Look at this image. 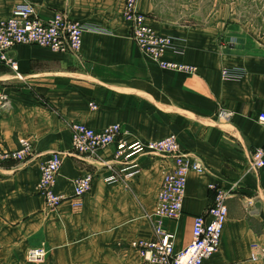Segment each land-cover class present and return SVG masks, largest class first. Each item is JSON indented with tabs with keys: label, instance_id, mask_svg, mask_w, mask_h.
I'll list each match as a JSON object with an SVG mask.
<instances>
[{
	"label": "crops",
	"instance_id": "obj_1",
	"mask_svg": "<svg viewBox=\"0 0 264 264\" xmlns=\"http://www.w3.org/2000/svg\"><path fill=\"white\" fill-rule=\"evenodd\" d=\"M24 1L43 20L63 12L88 29L77 54L18 45L10 51L18 71L0 62V96L9 100L0 106V149L17 150L25 140L34 148L25 163H0V264H160L132 244L154 238L148 215L170 158L143 155L139 175L109 183L119 168L114 143L97 155L65 159L54 189L66 199L56 208L38 193L42 164L52 152L72 148L74 121L94 130L120 124V138L128 141L175 135L205 167L188 175L181 217L164 222L176 235V250L191 243L194 219L211 205L215 184L231 194L229 213L220 250L204 264H264V253L251 258L264 248V167L250 163L264 146V126L256 120L264 111V34L240 23L248 19L231 1L216 0L185 24L156 0H138L156 31L174 38L166 57L197 67L188 75L161 68L139 49L123 16L126 0H0V21ZM221 109L232 118L221 120ZM87 172L93 186L77 199L75 181ZM33 248H44L45 257L29 261Z\"/></svg>",
	"mask_w": 264,
	"mask_h": 264
},
{
	"label": "built area",
	"instance_id": "obj_2",
	"mask_svg": "<svg viewBox=\"0 0 264 264\" xmlns=\"http://www.w3.org/2000/svg\"><path fill=\"white\" fill-rule=\"evenodd\" d=\"M138 0H126L123 16L131 26V35L139 49L157 61L163 69L194 75L195 65L184 64L166 57L174 47V38L160 34L149 23L148 16L137 8ZM88 27L81 21L74 20L63 12L43 20L35 7L27 2L14 6L9 18L0 21V62L18 71L17 61L10 51L18 45H36L57 53L77 54L83 46V34ZM229 71L223 69L224 78ZM7 96H0V106L8 105ZM92 107L96 104L91 103ZM233 112L221 109L218 117L230 120ZM256 120L264 126V111L256 115ZM72 148L52 152L42 164L37 191L43 195L51 208L59 206L66 197L55 191L54 185L61 167L67 157L97 155L99 151L116 143L114 174L106 178L109 183L127 182L141 173L139 158L143 155H164L173 161L165 168L162 183L157 195L154 212L148 215L153 231V239H139L133 242L145 259L160 264H204L220 250L221 238L228 219L230 192L212 184L214 198L207 210L197 215L192 229V241L182 250L175 248V233L165 228V220H178L183 214L188 175L191 172H203L205 167L191 154L186 152L175 135L159 140L128 141L123 136L120 124H111L102 130H94L81 122H71ZM34 153L31 141L25 140L17 150L0 149V163L16 161L27 162ZM251 168L264 167V146L256 148L251 154ZM94 174L87 172L75 181V197L81 199L92 188ZM80 205V202H77ZM264 248L252 253V260H257ZM46 255L44 248H33L28 252V260L39 261Z\"/></svg>",
	"mask_w": 264,
	"mask_h": 264
},
{
	"label": "rangeland",
	"instance_id": "obj_3",
	"mask_svg": "<svg viewBox=\"0 0 264 264\" xmlns=\"http://www.w3.org/2000/svg\"><path fill=\"white\" fill-rule=\"evenodd\" d=\"M160 9L167 16L180 23H193L194 17L209 12L215 7L216 0H156ZM225 1V0H224ZM233 2L235 11L247 20L240 23H247L250 30L259 31L264 34V0H227Z\"/></svg>",
	"mask_w": 264,
	"mask_h": 264
}]
</instances>
